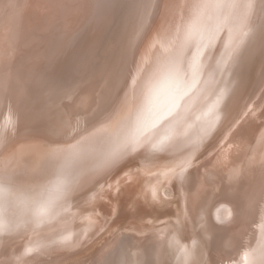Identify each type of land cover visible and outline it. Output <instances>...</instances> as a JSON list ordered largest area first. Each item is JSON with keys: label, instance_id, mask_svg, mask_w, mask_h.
Masks as SVG:
<instances>
[{"label": "bare ground", "instance_id": "obj_1", "mask_svg": "<svg viewBox=\"0 0 264 264\" xmlns=\"http://www.w3.org/2000/svg\"><path fill=\"white\" fill-rule=\"evenodd\" d=\"M12 1L0 0V8L12 7L14 5ZM120 1L122 3L127 1V5L121 4L124 6L121 13L124 14L117 21V26L115 25L118 28L117 32L115 31L114 36L113 33L108 36L109 39L112 36V39H108L102 45L104 35L112 25L111 15L117 11ZM116 2V8H113V0H22L20 9L23 12H29L32 6H36L37 11L31 12L32 15L30 12L23 15L22 12L17 17L6 21L0 20V29L5 25L8 28L0 33L2 48L0 52L9 48L5 37L8 32H12L11 27L16 28L18 22L22 23L21 25L27 26L24 43L33 45L29 48V54L36 58L32 63V70L35 72L32 73L39 74L37 68L43 63L44 67L41 68L43 72L61 77L72 72L76 80L73 85L65 80L59 86L47 83L39 87L31 93L28 107L17 115L11 114V108L5 113L0 112V231L24 221L26 223L31 214H38L53 204L72 200L86 189L95 186L124 161L137 155L141 150L148 149L147 146L155 148L164 144V139L161 136L159 138V135L166 132L167 127L180 119V116L185 115L184 112L188 110L186 108L191 105L187 85L191 83L189 79H192L195 71H198V66L202 70L201 78L204 75L209 76L214 72L215 66L219 65L220 53H224L228 50L227 46L229 47L231 52L228 63L216 90L217 93L224 95L230 91L236 72L257 50L256 46H259L257 44L262 29L259 31L257 29L264 22V0H157L154 15L150 19L154 0ZM203 16L209 17L206 22H201ZM135 26L138 30L134 35L143 31L137 42L132 41L135 36L131 34ZM211 41L212 47L208 51L206 45ZM98 51L100 58L96 60ZM258 53L257 55H260V50ZM130 58L132 65L128 69L127 78L113 105L107 110L109 114H103L105 115L103 121L108 120L106 124L81 142L72 153L68 151L61 153L56 139L60 135L74 134L79 127L70 123L62 129L55 128L52 107H56L62 117L66 115L68 109L73 112L75 109L83 108L89 112L100 104L107 93V101L105 105L99 107L101 111L93 118L95 120L101 113L106 112L111 101L108 87L113 82L117 83V77L126 70V61ZM11 59H15V56L4 58V61L11 62ZM260 60L261 71L259 68V73H256L258 75L256 89H259L264 75V53L260 55ZM1 70L8 71L10 68L3 64L0 65ZM186 75L189 81L185 79ZM82 83L86 85L78 90ZM95 83H98V87L100 85L97 87L98 91ZM241 83L240 79L237 85ZM8 84L10 83L0 82V102H3L5 108L10 107L12 100ZM194 87L192 86L189 91ZM20 95L25 96L22 91ZM64 95L69 99L68 104L60 102ZM112 96L111 98L114 97ZM258 99V93H251L237 120L241 122L240 125L236 124V120L234 124L232 123L230 109L233 100L230 99L223 120L227 125L232 124V127L226 128L228 133L223 137L224 140L205 155L200 152L202 150L193 149L194 152L189 155L194 154V157L187 158L186 164L181 163L183 167L186 165L188 172L181 173L177 180L176 175H173L176 180L173 187L177 195L175 200H171V204L179 211L181 227L171 229L169 226L159 227L154 232L147 233L142 239V244L139 243L140 236H137L141 235L140 231L136 230L138 227L132 228L115 237L112 252H115L124 238L129 248V252L128 250V253L125 252L129 254L130 264H147V260L149 264H166L172 247L175 254L174 262L172 261L174 264H183L184 260L185 264H195L197 252L194 246L198 243L203 245L208 255L207 261L211 259L208 264L209 262L216 264L219 259L216 256L221 254V248L218 247L224 237L220 235L213 239L215 228L225 230L229 241L238 222L239 226L243 224V230L248 228L244 242L251 240L252 247H245L243 250L241 246L231 247L229 250L224 247V250L228 251L226 253L228 256L224 258L223 264H264V110L259 109L256 117L252 115L253 107L260 106ZM208 110L203 108L210 128L214 124L215 113H209ZM87 116L86 113L85 117ZM79 117L81 116H76V119ZM247 119L252 122L249 124L247 121L244 124L243 121ZM15 122L17 126L13 124ZM64 123H68L67 119L62 121V124ZM23 124L27 126L22 127ZM208 127H205V130ZM221 127H217L219 130L214 133L209 145L217 142ZM20 142L22 143L17 146ZM251 150L255 151L256 156L252 154L251 157L248 154ZM230 155L232 158L227 159L226 157ZM78 162L80 166L74 172L60 170L65 165L68 166L64 170L66 171L75 166H71L72 164ZM219 165L226 167L225 172L228 176L225 177L224 172V179L220 184L216 180L217 175L209 172ZM245 172L248 174L244 182L248 183V186L242 184L243 180L240 183L238 180V174L242 176ZM66 178H70L67 184ZM119 179L121 183L116 185L117 191L122 188L124 180L127 181V186L135 185L131 190L129 188L130 192L125 190L128 193L121 198L122 202L125 204L126 201L144 212L143 200L149 197V193L151 196L155 193V186L149 182L152 178H142L145 180L146 188L143 187L140 192L137 191V179L133 172L124 173ZM211 179H214V183ZM238 183V187L235 188ZM227 184L229 188L225 194ZM109 194L101 199L102 205L96 203L100 206L98 211L107 215L114 208ZM231 200L237 203L238 208ZM251 204L256 207V211L253 212L252 206L250 208L252 212L249 213L246 208ZM150 205L151 209L156 208L154 202ZM237 209L241 210L242 215L233 221ZM154 212L148 214L152 216ZM95 214L101 216L98 212ZM80 215L69 217L73 222L70 227L80 219H77ZM87 215L84 218L86 220L82 219L84 221L76 227L86 226L88 234L94 230L99 231L102 224L99 219L94 218V212ZM170 232L174 234H169ZM157 233H160V238ZM93 237L94 235L89 236L90 240ZM152 237L154 243L150 246V253L146 254L148 257L145 259L138 247L149 246ZM85 245L78 251L84 252ZM111 246L110 242L108 247L102 248L96 254L95 259L100 254L97 262L99 259L100 261L96 264H115L116 253L113 255L112 252L109 253ZM121 256L124 257L123 254ZM82 261H85L84 258Z\"/></svg>", "mask_w": 264, "mask_h": 264}, {"label": "rangeland", "instance_id": "obj_2", "mask_svg": "<svg viewBox=\"0 0 264 264\" xmlns=\"http://www.w3.org/2000/svg\"><path fill=\"white\" fill-rule=\"evenodd\" d=\"M156 1L154 0V3L151 7V13L149 15V19L151 16L154 15V11L156 9ZM12 2H14V5L12 7L9 8L7 6L8 8L6 7L0 8V20L1 21H6V19H10L14 16L17 17L23 12V10L20 9L22 0H13ZM116 3H117L116 0H113V8H116L115 6ZM123 3L127 5V1L126 2L123 1ZM123 3L120 1L119 3L120 8L117 6L116 8L117 11H115L116 13L115 12L112 13L111 15L112 23L110 22L112 25H110L109 31L107 32L109 33V35L107 33L104 35V38L102 40V43H103L102 45H104V43L108 41V39L110 38L108 36L112 35V33H113L112 36H114L115 35L114 33L117 32V29H118L116 27L117 21L122 18L121 16H123L124 13L122 14L121 12H123L122 9H124V6H126ZM121 4H123L124 6L122 5L123 6L122 7ZM36 11H37L36 6L35 7L32 6L29 12L31 14V12H36ZM29 12H23V15L28 14ZM208 16H203V18L201 19V22H206V20L209 18ZM21 19L24 20L23 17H21ZM149 19H147V21H149ZM21 24L22 23L18 22V25L16 26V28L11 27L10 30L12 32H8V35L5 37V40H7V43H9V48L8 50L4 52H0V65L7 64L8 67L10 68V70L8 71H3V70L0 71V82L10 83L8 85L11 88L10 94L12 96L10 107L5 108L3 102H0V112L1 113H5L9 108H11V114L17 115L21 113L22 111H24V109L28 107L27 104L30 101L31 93L34 90H37L39 87H42L43 85L47 83H51V84H54L55 86H59L65 80L72 85L76 82V80L72 76V72L63 77L52 76V74H49L48 72H43L41 70V68L44 67L43 63L37 68L38 71L40 72L39 74L32 73V72H35L32 70V67H33L32 63L36 60V58L35 56L32 57L29 54V48L30 46H33V45L31 43L29 44H25L26 42L24 43V41L26 40L25 33H26L27 26L21 25ZM108 26L109 24L107 25V27ZM114 26L116 27V29ZM136 26L131 31V34L133 35V37L135 36L134 39L132 40L134 42H137L141 34L143 33L142 31L134 35L136 30H138ZM6 29L8 28H6V25H5L3 28L0 29V33L5 31ZM260 29H262L261 33H259L260 41L258 42L259 44L257 45L259 46L258 47L256 46V49L258 50V52L260 50L261 52L260 55H262L264 53L263 51L264 44H262V42H264L263 40L264 39V22L260 24L257 30L259 31ZM112 36H111V39H112ZM105 39L107 40L105 41ZM212 43L213 41H211V43H208V45H206V49L208 51H210L212 47ZM262 46H263V49H261ZM1 49L2 48H0V50ZM227 49L228 50L224 51V53L222 54L220 53L219 55L220 57H218V59L220 58L218 60L219 65L215 66L216 69L214 68V72H212L209 76H207L208 78L205 77L206 75L202 77L203 79L205 78L204 79L205 81L201 78L200 74H202L201 72L202 70L201 68H199L200 66H198V71H195L196 73H194L192 79H189L191 80V83L188 84L187 87H188V94H189L188 99L192 101L190 103L191 105H188V108H186V110L187 109L188 110L184 112L186 116L185 115L180 116V119L178 118V120H175L173 123H171L170 126L167 127L168 130L166 129V132L159 135V138L162 137L164 139L163 141L165 142L164 144L158 145L155 148L147 146L148 149L146 150L143 149L140 151V153H138L139 151L136 152L138 153L137 155L130 157V159H128L127 161H124L122 164L117 166L107 177H105L104 179L96 183L95 186H93L89 190L86 189L84 193L82 192L81 195L79 196L77 195V197H74L72 200H67V201H63L62 203L59 202L57 204H53L51 205L52 207L51 206L49 207V209L43 210L40 213L35 214V215L31 214L30 217L27 218L26 223L25 221L22 222L21 224L16 223L17 224L16 226L12 225L9 228H5L1 230L0 231V264H96L97 259L100 255L99 254L95 259L96 254L102 248L108 247L110 242L112 246L109 249V253L112 252V250L114 249V241L116 240L115 237H118V235H120L122 232H128L132 228L134 229L138 227L136 230H139L141 235H137V236L138 237L140 236L139 243L142 244L143 237L149 232H154L159 227L161 228V227L169 226L170 229L173 227L180 228L181 227V221H180L181 216L179 215V211H176V207H174L171 203L173 200H175L174 198L177 195V192L175 191L173 187L174 183L176 182L178 178H180L181 173L188 172V169L185 168L186 165L183 167L181 163L186 164L187 158L192 159V157H194V154L189 155L194 152L193 149L202 150L200 152L202 153V155H205L207 151L208 152L211 151L212 148L216 144H220V142L224 140L223 137H225V135L228 133V130H226V128H228L229 126L232 127V124L227 125V123L223 120V117L225 116V110L227 109L226 106H228L230 99L231 101L233 100V104L230 109L231 110L230 115L233 116L231 118L233 124H234V120H236L235 121L236 124L239 123V121L237 120L241 114V111L244 105H246V103L249 101L251 93L252 94L258 93L259 95L258 101L260 103V106L258 108H255V106L253 107L254 110H252L253 112L252 115L256 117V114L258 113L259 109L260 111L264 110V103H262L264 101L263 99L264 75L262 77L263 79L260 83L259 89H256L257 76H258L257 74L259 73V68L261 67V62H262V60H260V55H257L259 54L257 50H255L254 53L249 57V59L245 61L244 66H242V68L238 72H236V77L235 79H233L234 82H233L232 87L230 88V91L226 92L224 95L223 93L219 94L216 92L218 85H219V80L222 78V74L225 72L226 64L228 63L229 54L231 52L228 46H227ZM98 52L96 53V56H95L96 60L100 58V52L99 54ZM13 56H15V59H11V62L4 61V58H13ZM131 58L129 61L127 59L126 70H124L125 72L123 71V74H121V76L117 77L118 79L117 83L113 82V84L110 87H108V93L110 95L111 101L108 103L109 106L106 109V112L101 113V115L96 117L95 120H93V118H95L97 113L101 111L99 107H102L103 105H105L104 103L107 101L106 100L107 93L102 99V101L100 102V104L95 106L89 112H87L83 108L81 110L75 109L73 112H71V110L68 109L66 110V115L62 117L60 116L56 107H52L51 109L52 114H53L52 119L54 121L53 124H55V128L60 127L59 129H62L63 127H65L66 125L70 123L76 124L77 127H79L75 131L74 134L60 135L56 139L57 147H60L59 151H61V153L67 152V151L69 153H72V151L76 149L80 145L81 142H83L87 137L92 136L95 133V131L98 130L99 127H102L103 125L106 124L108 120L103 121L105 119L104 117L105 115L109 114L107 110H109L110 107L113 105L118 92L122 88V85L127 78L128 71H129L128 69H130L132 65ZM217 66L219 67V70L221 69L220 71L218 70ZM215 70H217V72ZM260 71H261V68H260ZM214 76L216 80L213 79ZM237 76H239V78ZM185 79L188 80L187 75ZM211 79L212 81H214V83L211 81ZM240 79L242 83L237 85ZM83 83L79 86L78 90L81 87L86 85V84L83 85ZM202 83H203V86L201 87ZM192 86L193 87L195 86L194 89L189 91V89H191ZM97 87H98V83H95L96 90H97ZM21 91L23 92L25 96L20 95ZM100 93L101 91L98 92V94ZM111 96L113 98H111ZM66 97L67 96L64 95L63 99H61L60 102L64 101L65 104L66 103L68 104L69 99L68 98L66 99ZM234 101L236 104H234ZM203 108L206 110L209 109L208 110L209 113L211 112L213 114L215 113L214 121L217 118L215 122L213 121L214 124H212L210 128L208 127L209 122L206 121L207 114L203 112ZM27 113L28 112H26V114ZM86 113L88 114L87 117H85ZM78 115H80L81 117L76 119V116ZM202 115H203V118H202ZM65 119H67L68 123L62 124V121ZM247 121H249V124L252 122L250 121V119H247L243 121L244 124H246ZM58 123H60L61 125H59ZM205 123L207 124L202 126V124H205ZM222 123L224 124L223 126H222ZM13 124H16V126L18 125L16 122ZM199 125L202 127L200 128ZM21 126L23 127L27 125L23 124ZM196 127L197 129H192ZM205 127H208V129L205 130L206 129ZM217 127L218 128L221 127V129L223 130L220 129L221 132H219L218 134V137L216 139L217 142L214 145L213 144L209 145L210 142L212 141L211 138H213V136L215 135L214 133L218 129ZM224 130H226V132ZM193 131L195 132L189 134L190 132H193ZM21 143L22 142L18 143L17 146H19ZM248 154L251 155V157H252V154L256 156L255 151H252V150L248 152ZM226 158L231 159L232 155L227 156ZM79 162L72 164L71 166L75 165L73 167L69 165L71 168L69 167L70 169H66V171L64 170L68 166L66 167L65 165L62 168H60V170L63 172H67L68 170L74 172L76 169L79 168L80 166ZM223 162H224V158H223L222 163ZM225 168L226 167L219 165V166H216L215 168H212L213 169L212 171H209V170L208 171L211 172L212 174L217 175L218 179L216 178V180L220 184L221 182H223V179H224ZM127 172L134 173V176L137 179L136 186H138V190H137L138 192L142 191L143 187L146 188L144 185L145 180L143 181V179L150 178V177L152 178L149 182L151 185L155 186V193H154V196L153 195L151 196V193H149L148 194L149 197L143 200V203L145 204L143 208L144 212H142V210L139 209V207L137 208L136 206L131 205L127 203L126 201L124 204V202H122L121 200V198L122 197L124 198L126 196L125 194L128 193L125 190L130 192L131 187L132 186L135 187V185L127 186L128 185L127 181L124 180L123 185L121 184L122 188L119 191H117L116 189V185L121 183L119 178L124 173L126 174ZM247 174L248 172H245L242 176L241 174H238L239 183L243 180L242 184L248 186V183L244 182V180H246L247 178ZM173 175H176L175 176L176 180L174 179ZM225 177H228L226 172H225ZM233 178L235 179V177H232V179ZM66 179H67V182H65V184L70 182V178H66ZM139 179H142L140 180L141 183ZM211 180H212V183H214V179H211ZM138 183L139 185H137ZM209 183H211L210 180H209ZM239 183L234 187L237 188ZM123 188H124V191H123ZM228 188H229V185L227 184L225 188V194L228 193ZM133 192H135V190H133ZM108 194L109 196L111 195L110 201L113 207L115 208L111 210L109 215L98 211V209L100 208V206L98 205L103 204V200L101 199L105 198V196L107 197ZM231 201L235 203L234 200H231ZM151 202H154L156 204V208L151 209V205H150ZM96 203L98 205H96ZM236 204L237 203H235V205ZM252 206L253 204H251L249 208L248 207L246 208L249 213L252 212V210L250 209ZM253 207H254L253 212H255L256 207L255 206ZM153 211H155L154 215L151 216L148 214V213H153ZM237 211H238L237 215L235 217V220L233 221L238 220V217L240 218L242 215L241 210L237 209ZM89 212H94V215H95L94 218L99 219L100 223L102 224L101 228L99 227L98 229L100 232L99 231L95 232L94 230L91 232V234L90 233L88 234V231L86 230V226L83 227L84 225H82L81 227H76L81 222L86 220L84 219L86 218L85 215H87V213ZM95 212L100 213L101 216L96 215ZM79 214L81 215L77 219L79 218L80 219L79 220L76 219L77 222L72 227H70V225L73 222L70 221L69 217L76 216ZM59 216H60V219H59ZM87 216H91V215H87ZM182 225L184 226V222L182 223ZM215 231L216 233L214 232L213 239L220 235L221 237H224L220 246L218 247V249L221 248V254L219 256H216V257H219V259H217L216 261L217 262L216 264H223L224 258L228 256L226 254L228 253V251L224 250V247L225 249L228 248V250L231 247L234 248L237 246H241L242 250L245 247H252V244L250 243L251 240H247L246 242H244L245 234L248 232V228L246 230H243V224L239 226L238 222H236L235 231L233 230V235L231 237L233 239L231 240L230 238L229 241L227 239L228 234L225 232V230H217L215 228ZM159 234L158 236L160 238ZM169 234H174V232H170ZM91 235H94L93 237L94 240L93 239L90 240L91 237L89 238V236ZM129 238L131 237L129 236ZM153 239L154 237H152L149 246L147 247L139 246L138 247L141 253H143L142 257L145 259L148 257V255L146 254L150 253V246L154 243L152 242ZM84 245L86 247L85 251L84 252L78 251ZM124 246H126L127 248H125ZM194 247L197 252L195 264H204V263L208 264V261H210L211 259H208L207 261L206 256L208 255L206 254V251L203 245L197 243ZM123 248L125 249L123 250ZM171 249L167 257V261L165 262L166 264H174L173 256L175 254L173 251L174 250L173 247ZM127 250L129 252L128 245L125 244V239L123 238L122 241H120L119 246L116 247L115 252L111 253V255H113V253H116L117 262L115 261V264H126L127 262H129L128 264H130V257H128L129 254L127 255L128 253ZM211 251L214 252V250H211ZM105 253H107V251ZM105 253H102V255L103 254L105 255ZM118 253H120V256H118ZM121 254L124 255L125 259L123 256H121ZM83 258L85 261H82ZM119 258H120V261H119ZM99 261L97 263H99ZM184 261H183V264H185ZM147 264H149V260H147Z\"/></svg>", "mask_w": 264, "mask_h": 264}]
</instances>
